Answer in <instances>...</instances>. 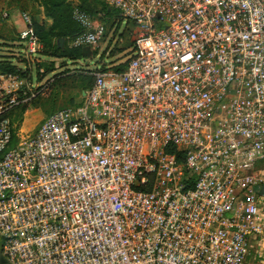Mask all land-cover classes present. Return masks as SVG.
Segmentation results:
<instances>
[{"label":"built area","instance_id":"obj_1","mask_svg":"<svg viewBox=\"0 0 264 264\" xmlns=\"http://www.w3.org/2000/svg\"><path fill=\"white\" fill-rule=\"evenodd\" d=\"M104 2L136 29L124 70L93 72L80 103L32 136L8 116L41 86L0 73L2 257L249 264L264 237V0ZM72 19L70 47L94 49L104 25ZM21 21L32 60L43 46Z\"/></svg>","mask_w":264,"mask_h":264},{"label":"rangeland","instance_id":"obj_2","mask_svg":"<svg viewBox=\"0 0 264 264\" xmlns=\"http://www.w3.org/2000/svg\"><path fill=\"white\" fill-rule=\"evenodd\" d=\"M87 1H93V10L88 14L102 23L106 32L103 39L91 49V56L83 61H73L69 58L40 55L26 60L18 34L24 28L21 13L28 12L32 23L49 25L50 20L42 13V0H0V57L10 59L20 70L18 76L24 80L31 77L34 84L38 82L41 86L34 98L16 107L8 116L14 131L20 132L24 137L35 134L49 114L80 103L83 92L91 83L93 72L102 68L116 69L126 63L132 54L135 26L122 18L116 9L112 8L109 14L101 10V6L97 4L100 0ZM67 3L72 7L71 13L74 9L84 11L79 7V0H67ZM4 13L8 15L6 18ZM65 45L70 47V41H66ZM80 78L86 79L83 84H80ZM22 108L24 112L21 111ZM261 208L264 209L262 203ZM256 241L257 244L252 243L249 264H264V237ZM0 264H6L3 258Z\"/></svg>","mask_w":264,"mask_h":264},{"label":"trees","instance_id":"obj_3","mask_svg":"<svg viewBox=\"0 0 264 264\" xmlns=\"http://www.w3.org/2000/svg\"><path fill=\"white\" fill-rule=\"evenodd\" d=\"M79 1L80 9L84 10L87 13L93 10V6L91 4V2L93 1ZM97 4L101 6V10L105 11L107 14L110 13L112 8L108 7L105 4L104 0L98 1ZM41 7L43 15L50 20V24L44 25L33 22L35 33L43 46L42 50L39 52V55L52 58H69L73 61L81 60L82 48H71L65 45L66 41H71L72 39L80 35L83 31L82 28L72 19V7L68 5L67 0H42ZM59 39H63V45L61 47H59L58 44ZM125 66L126 63H123L117 66L116 70L118 72H121L124 70ZM102 70H105V68H102ZM0 73L18 74L20 73V70L17 69L15 65H13L10 59L6 57H0ZM85 80V78H82L80 84H83ZM93 80L94 78L91 77V83L88 85L84 92L90 89ZM78 104H74L71 107H74ZM23 110L24 108L21 109V111Z\"/></svg>","mask_w":264,"mask_h":264},{"label":"water","instance_id":"obj_4","mask_svg":"<svg viewBox=\"0 0 264 264\" xmlns=\"http://www.w3.org/2000/svg\"><path fill=\"white\" fill-rule=\"evenodd\" d=\"M58 43H59V47H61L63 44V39H59ZM81 52H82V58H81L82 61L84 60V58H87V57L91 56V54H92L91 49L89 47L82 48ZM1 259L2 258H1V252H0V260Z\"/></svg>","mask_w":264,"mask_h":264},{"label":"crops","instance_id":"obj_5","mask_svg":"<svg viewBox=\"0 0 264 264\" xmlns=\"http://www.w3.org/2000/svg\"><path fill=\"white\" fill-rule=\"evenodd\" d=\"M95 22H97V21H95ZM97 23H100V22H97ZM2 256V255H1ZM3 258V257H2ZM4 259V258H3Z\"/></svg>","mask_w":264,"mask_h":264}]
</instances>
